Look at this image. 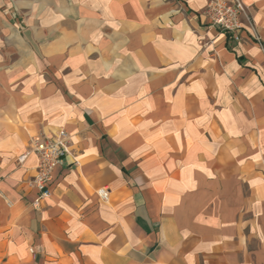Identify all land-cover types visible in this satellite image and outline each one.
Instances as JSON below:
<instances>
[{
    "label": "crops",
    "instance_id": "1",
    "mask_svg": "<svg viewBox=\"0 0 264 264\" xmlns=\"http://www.w3.org/2000/svg\"><path fill=\"white\" fill-rule=\"evenodd\" d=\"M246 3L262 46H230L207 0H0V264H264ZM61 129L72 156L35 208L31 141Z\"/></svg>",
    "mask_w": 264,
    "mask_h": 264
},
{
    "label": "built area",
    "instance_id": "2",
    "mask_svg": "<svg viewBox=\"0 0 264 264\" xmlns=\"http://www.w3.org/2000/svg\"><path fill=\"white\" fill-rule=\"evenodd\" d=\"M202 14L210 26L225 35L230 46L246 41L259 43L257 26L246 0H207V6ZM31 149L38 157L32 186L39 192L34 201V207L39 208L41 203L52 195L51 185L55 171L59 167L69 165L67 160L72 156V143L68 132L61 129L53 138L33 139ZM74 164L78 165V161H74ZM98 196L102 201L108 202L110 190L102 188L98 190Z\"/></svg>",
    "mask_w": 264,
    "mask_h": 264
},
{
    "label": "rangeland",
    "instance_id": "3",
    "mask_svg": "<svg viewBox=\"0 0 264 264\" xmlns=\"http://www.w3.org/2000/svg\"><path fill=\"white\" fill-rule=\"evenodd\" d=\"M253 17V16H252ZM257 33H258V29H257ZM258 35V37H259V44L262 46V39H261V37H260V35H259V33L257 34Z\"/></svg>",
    "mask_w": 264,
    "mask_h": 264
}]
</instances>
